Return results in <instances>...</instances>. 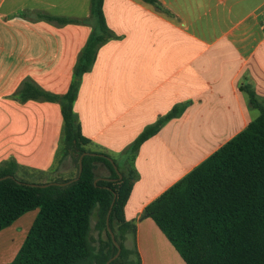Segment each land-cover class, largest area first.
<instances>
[{
  "label": "crops",
  "instance_id": "1",
  "mask_svg": "<svg viewBox=\"0 0 264 264\" xmlns=\"http://www.w3.org/2000/svg\"><path fill=\"white\" fill-rule=\"evenodd\" d=\"M157 1L160 8L143 0H104L115 37L83 75L74 112L87 149L121 163L148 126L185 107L136 154L125 219L136 225L141 264H186L145 210L258 117L241 87L251 85L264 103V0ZM90 3L0 0V167L14 161L20 181L44 184L58 172L72 178L71 157L61 161L60 103L23 101L19 90L31 81L50 94L68 93L93 28L40 15L83 20ZM38 214L29 211L0 231V264L13 262Z\"/></svg>",
  "mask_w": 264,
  "mask_h": 264
},
{
  "label": "trees",
  "instance_id": "2",
  "mask_svg": "<svg viewBox=\"0 0 264 264\" xmlns=\"http://www.w3.org/2000/svg\"><path fill=\"white\" fill-rule=\"evenodd\" d=\"M160 8L157 0H143ZM40 17L58 24H89L93 31L80 54L74 80L63 96L47 93L31 81L19 90L23 101L46 100L61 105L64 119L63 157L76 156L78 176L82 155L83 172L68 186H32L16 177L18 165L10 161L0 167V231L25 213L39 209L26 240L11 264H107L116 256L107 227L113 200L110 229L121 247L111 264H141L135 236L136 225L125 219V206L137 174L133 161L140 147L171 119L185 110L175 106L167 115L148 126L122 155V162L87 149L78 117L74 112L80 81L91 71L99 49L115 37L104 14V0H91L90 16L83 20ZM249 96L258 117L204 163L161 195L145 210L176 248L186 264H264V103L251 85L241 87ZM104 165L109 176L95 184L97 169ZM45 184V183H44ZM42 185V184H38ZM97 212V222L92 217ZM96 231L97 240L92 232ZM105 234L106 239H103ZM133 246L128 247V237ZM98 242V246L95 243Z\"/></svg>",
  "mask_w": 264,
  "mask_h": 264
},
{
  "label": "water",
  "instance_id": "3",
  "mask_svg": "<svg viewBox=\"0 0 264 264\" xmlns=\"http://www.w3.org/2000/svg\"><path fill=\"white\" fill-rule=\"evenodd\" d=\"M84 156H85V154L82 155L81 158H80V161H79V172H78V176H77L76 178H74V179H72V180H70V181H68V182H66V183H56V182L54 183V182H53V183H45V184H42V185H38V184H30V185H32V186H37V187H43V188H46V187H49V186H52V185H57V186H63V187H64V186H68V185L72 184L73 182L79 180V178H80V176H81V174H82V172H83V158H84ZM110 161L114 164L113 159H110ZM114 166H115V164H114ZM115 170L119 173V170H118L117 166H115ZM6 178H8V177H5V178H3V179H6ZM3 179H0V180H3ZM119 179H122V175H121L120 173H119ZM99 180H100V178L96 179V180H95V184H96ZM115 199H116V195H115ZM115 199L113 200V202H112V204H111V207H110V209H109L108 215H107V227H108V230H109V232H110V234H111V237H112V240H113L115 246L118 248V253L116 254L115 257H113L112 259H110V260L108 261L107 264H111V262H112L114 259L118 258L119 255H120V253H121V247H120V245L117 243V241L115 240V235L113 234V232H112V230L110 229V226H109V225H110V216H111L112 209H113V206H114V203H115Z\"/></svg>",
  "mask_w": 264,
  "mask_h": 264
},
{
  "label": "rangeland",
  "instance_id": "4",
  "mask_svg": "<svg viewBox=\"0 0 264 264\" xmlns=\"http://www.w3.org/2000/svg\"><path fill=\"white\" fill-rule=\"evenodd\" d=\"M71 157V168L73 170V172L71 173V177L73 178L76 173H77V167H76V156L74 155H70ZM64 158H67V157H63L61 159V161L64 159ZM97 174L99 175H105V174H108L109 175V171L106 169V167L104 165H99L98 169H97ZM62 174L60 172L54 174L53 176H51L50 178H48V182L50 181H53V180H66L65 178L68 176L66 174ZM95 222H97V212L95 211L93 217H92V226L94 227L95 226ZM92 235L93 237L97 240L98 238V235H97V232L96 231H93L92 232ZM103 239L105 240L106 239V236L105 234L103 235ZM99 244L98 242L95 243V246L97 247Z\"/></svg>",
  "mask_w": 264,
  "mask_h": 264
},
{
  "label": "built area",
  "instance_id": "5",
  "mask_svg": "<svg viewBox=\"0 0 264 264\" xmlns=\"http://www.w3.org/2000/svg\"><path fill=\"white\" fill-rule=\"evenodd\" d=\"M262 23H263V26H264V10H263V15H262Z\"/></svg>",
  "mask_w": 264,
  "mask_h": 264
}]
</instances>
